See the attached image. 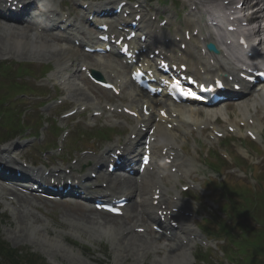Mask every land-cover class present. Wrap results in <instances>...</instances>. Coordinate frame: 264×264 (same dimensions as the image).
Instances as JSON below:
<instances>
[{
	"label": "rangeland",
	"instance_id": "1",
	"mask_svg": "<svg viewBox=\"0 0 264 264\" xmlns=\"http://www.w3.org/2000/svg\"><path fill=\"white\" fill-rule=\"evenodd\" d=\"M78 1L82 0H52L51 3L55 6L61 5L65 11L79 17L81 12L77 10L76 3ZM98 1L102 0H95L93 4ZM193 1L197 4V11L193 12L188 20L185 15L191 13L190 4ZM217 1L221 0H168L167 2L152 0L150 5L145 8L146 10H155L158 7L159 11L169 8L166 16L169 19L171 17L168 16V13L173 16L170 19V30L173 32L180 24L183 25L181 29H185V24L188 21L191 22V25L195 22L201 27L200 21H196L197 17L207 16L211 7L209 5H215L218 3ZM236 1L233 0V2ZM258 5H260L257 6L260 12L255 18L256 22L253 25L245 26L242 31L248 33L252 38L259 37L262 40L260 45L254 46L258 53L255 58L261 59L264 58V4ZM184 10L186 13L184 17L176 19V15L179 16ZM248 12L249 9L239 16L244 19ZM0 22L3 23V20L0 19ZM5 27L0 25V62L12 64L11 79L16 81H20V77L16 79L19 74L18 64H24L28 68V73L20 71L23 74L21 81L24 82L27 91L18 96V100L13 99L15 103L9 106V109L15 112L12 117L14 123L11 126L18 125L19 127L21 119L27 131L19 134L20 138L0 144V151H12L18 144L19 146L16 148L18 151L15 155L13 154V157L18 160L26 159L37 167L46 165L68 167V163L75 165L73 164L74 160H78L76 162L77 170L84 171L88 169L90 163L94 162L93 158L98 149L100 152L112 149L118 139L129 138L128 126L134 125L133 120L131 121L125 114L111 112L108 107L121 108L122 106L136 105L140 109L144 100L128 81L125 75L126 68L119 60L96 55L66 57L65 51H60V47L67 41L59 36L57 39L55 35H46V33L44 35L57 44L54 46L55 49L51 48L52 45H47L49 48L44 46L37 48L32 44L18 45L14 41H10L11 35H22L23 37L25 35L33 38L30 36V31L35 30V27L24 26L25 32L18 27L19 31L10 29L9 25ZM84 29L88 28L85 26ZM57 34H60L61 37L68 35L60 32ZM83 58L88 62L90 68L101 71L104 77L109 68H111L110 71L117 72L123 89L122 95L113 96L110 92L104 91L88 81L85 73L80 71ZM43 69H49L51 72L43 75ZM65 74H69L67 77L71 76V78L69 80L67 77L63 78ZM0 81L7 84L9 80H5L0 75ZM251 98L252 95H247L242 101L246 105L249 104ZM237 103L239 101L224 103L208 109L182 107L179 110V115H185L188 111L186 114L189 115L191 112L189 115L191 116L195 111V116L201 120L198 123H204V120L208 122L207 125H211L210 129L207 132H200L189 130L187 126L183 125L182 131H172L179 143L176 146H180L182 153L191 160L192 171L187 175V178L199 186V190L194 189L197 191L183 195V200L191 203V210L196 212L199 219H203V221L196 219L195 223L201 225L206 236L197 226L195 229L202 234L203 238L211 240L208 246L195 242L193 246L186 247L185 259L175 262L174 258H167L169 253L165 251V246L169 241V249L172 246L176 247L174 245L176 241H172L164 235L155 234L152 226L147 227L148 233L144 235L137 232L135 228L134 231L140 237L136 240L122 241V234L125 235V228L128 227L125 225L126 215L113 217L100 213L92 206L83 204L81 200L76 199H46L39 195H28L27 198L30 201L18 198L20 202L17 200L13 202L9 198H13L14 195L12 197L5 195L2 188L6 186L1 185V182L0 238L15 249H22L37 255L46 264H204L200 262L202 259L207 264H264V143L250 145L249 140H239L232 133H228L226 138H231L234 142L230 143L228 140L227 146L224 145L225 142H222V139H213L218 137L214 130L227 132L229 124L239 125L240 120H243V114ZM83 104L88 106L84 112L81 109ZM252 107L249 108L254 111ZM76 108L80 114L64 118V114ZM94 111L103 112V114L101 117H95L93 116ZM261 115L263 116V112L259 111L257 116ZM187 122L189 124V120ZM1 124L2 121H0ZM2 125L5 127L3 131L6 133L7 126ZM189 126L191 125L189 124ZM95 128H104L107 132L105 138L97 136L99 135L98 131H92ZM21 129L24 131L23 127ZM64 131L69 132L66 137L63 136ZM237 131H239L238 127ZM174 136L172 135V138L176 141ZM11 138L8 136L7 140ZM60 139H63L62 152H60L59 146ZM213 148H217L224 155H230V158L222 162V158L213 153L215 150ZM236 148L239 152L244 153L242 156L239 155L241 158H239ZM83 151H91L92 154H83ZM218 161H221L223 166L220 167L216 164ZM253 161H261V164L255 165ZM219 167L223 174L221 179L225 178L222 181L218 180V174L212 170V168ZM230 169L235 172H230ZM242 174L243 177H240ZM179 181L181 184L186 183L182 178ZM101 182V179H98L93 184L101 185ZM220 183H223V187L229 188L228 191L232 190L233 195L237 194L238 196L241 193L240 198L243 201L233 208V212L235 214L244 212L243 215L252 217L255 225L251 222L247 224L246 220L242 222V220H234L235 218L231 217L234 214L231 215L230 207L224 205L228 197L223 193ZM166 186L169 190L171 189V194L180 191V186L178 187L177 184L167 182ZM229 203L235 204L231 201ZM134 204H138V197L132 199L128 206V212L136 209ZM219 205L220 208L222 207V211L226 207L228 214L226 211L219 212ZM88 207H91L92 213L87 210ZM129 215L131 214L128 213ZM239 221L241 223L238 224ZM235 222H237L240 231L234 225ZM244 222L254 230L249 229ZM219 223H226L233 229L230 235L232 237H234L233 234L237 236L240 233L239 237H234L236 240L231 245H229L231 238H227L223 232L218 233L220 231ZM132 224L140 225L141 223L133 221ZM212 233L213 235H211ZM248 233L251 234L248 236ZM141 237L147 243L138 241ZM152 241L154 243H151ZM177 242L178 245L181 244L179 240ZM156 246H159L160 249H155ZM214 246L216 247L214 248ZM222 248L226 255L228 253L227 258L236 260V262H229L226 255L223 257ZM145 251H147V255H144Z\"/></svg>",
	"mask_w": 264,
	"mask_h": 264
},
{
	"label": "bare ground",
	"instance_id": "2",
	"mask_svg": "<svg viewBox=\"0 0 264 264\" xmlns=\"http://www.w3.org/2000/svg\"><path fill=\"white\" fill-rule=\"evenodd\" d=\"M6 1H8V0H6ZM6 1L0 0V6H1V4L6 5ZM26 1L27 0H19V2L23 3L24 5H26V3H27ZM243 1H244V4H246V6L248 8L250 7L253 9L257 6V4H256L257 0H243ZM239 2L240 1H237L235 4H238ZM0 12L9 14L10 17L7 18L9 20H20V18H21L19 15H13L5 7H0ZM259 12L260 11L258 9H255V10H253V12H251L249 14V19L251 20L250 22L255 20L254 17H257ZM18 14H20V13H18ZM0 17H2V16H0ZM49 23L50 22H47L46 25H49ZM2 24L3 23H0L1 26L6 25V24H4V25H2ZM35 24L36 23H34V25ZM148 24L150 26H154L153 23L149 22ZM64 27H66V26H64ZM13 29L19 31V29H17V28L16 29L13 28ZM20 29L23 32L25 31L22 28H20ZM45 30H47V28H44L43 31H45ZM30 33H31L30 36L33 38L26 37L25 35H24V37L22 35H17V36L11 35V37L9 39H10V41H14V43H16L18 45L32 44L33 47H37V48H40L42 46H44L46 48V47L52 45L51 48L55 49L54 46H57V44L52 42V40L48 36L41 34L40 31H38V28L36 29V31H31ZM73 37L75 39L77 38L75 34L73 35ZM74 38H73V40H74ZM151 38H152L151 36H148V39H151ZM209 40H214V38L205 37L202 42L205 43ZM151 42L155 47H157L158 45L161 44V48H162L161 51L164 50L165 44H163L161 42H156L153 39H151ZM183 42L186 43V49L182 51L183 56L181 57V60L187 61L189 67L191 68V69L190 68L189 69L194 70V73H197V71L193 67L196 64H198L200 67H204L206 69V73L201 74L203 77H207V78H209V77H224L225 79L228 80V78L230 76H233L234 79H237V77H238L237 69L232 67L228 63L227 59L222 54L218 57L213 56L214 62H211L209 58L200 57V56L198 58V61H196V62L193 60L189 61L188 58H192L194 56L193 54L195 52V48H194L191 41H182V43ZM170 48H172V47H170ZM60 49H61L60 51H62L63 49L64 50L66 49V51H65L66 57H72V56H76V55H83L84 57L88 56L81 50L80 47H77L76 44H74V43L70 44V42H68V43L66 42V47H60ZM178 51H181V50L179 49ZM108 55L110 56L111 54H108ZM80 65L81 66L87 65L85 58H83L82 63ZM250 93L252 94V99L250 100L249 104L245 105V103L243 101H240L239 103H237V106H239L238 108L241 110L244 117H247V118H249L250 117L249 115L251 114L249 107L253 106V108L255 109L256 106H260L261 108H264V84L257 87L253 91V93L249 91V94ZM233 95L239 96V95H241V93H235ZM159 101H163V100L162 99H158V100L156 99L155 101L150 100V99L146 100V104L152 110L159 108V113L156 116L157 118L160 119V121L158 123L154 119L155 117H153V118H151V116L147 117V116L143 115L142 113L139 115V118L144 120V123H149L150 126H153V125L156 126V129L154 131V134H152V136L153 137L155 136L157 138V140L154 143H152L151 146L154 148V152L156 150H157V152H159V156L161 158L160 159L161 162L154 159V161H157V163H158V165L156 166L157 171L156 172L147 171V172L143 173L142 175H139L140 180L134 179L133 177H130V176H126V178H122L125 176H121L118 174H114V175L111 174L110 175L107 173V170H105L104 172L101 173V177L103 176L104 179H107L109 181V188L113 192H119L120 193V194H116V195H120V197L128 196L130 198H131V196L136 195V197H139V199H140L137 205H135V204L133 205V206H136L135 207L136 209L130 210L131 215L129 217H132V218L127 217V219H126L125 225H127L128 227L125 228L126 231L124 229V231L126 233H125V235H124V233L122 234V241H128L131 239L136 240V238L140 237V235L138 233L133 231V228H140V227L146 228V226H149L151 223H154L157 220V211L158 210H166L168 215H169V213H171L170 215H171L172 219L184 220L186 218L185 214H181V213L183 210L186 209V207L188 208V206H186V204L184 205L181 202H179V200L176 199L174 196L169 195L168 189L165 185L167 182L166 181L163 182L157 177V175L159 173H167L168 174L167 176H169L168 177L169 179H173L174 177H177V176L173 175L172 173H170V171L169 172L167 171V169L169 168V165H164L162 163V160L164 158H166L165 155H167V154L170 155V154L174 153V155H176L175 156V163H176V158L178 156V153L176 150L177 142L172 138L170 131L161 123L162 119L164 117L160 115V110L165 109V108H163L165 105L160 106L158 103ZM181 108L179 107V108H175L172 110L169 109L168 112H169L170 116L168 115V117H173L174 116L173 112H175L177 114V117L175 116L176 119L172 118V121H177L178 123L184 124V125H187L185 122L182 121L185 118L190 119L191 121L196 122V123L200 122V119L195 116V111H194V113H192L193 115H191V116H189L191 112H189V115H187L188 111H186L187 114L185 113V115H179V110H181ZM141 109H142V106H141ZM165 111H167V110H165ZM134 131L135 132H133V133H135L137 135V137L140 138L141 134H142L140 132L141 130L134 129ZM129 143H126V144L120 143V146H124L126 149H129L128 148V146L130 145ZM158 144H160V147H161L160 149L156 147ZM164 150H165V152H163ZM17 151H18V149H16V148H14L12 151H10V150L0 151V157H3V158H0V162L5 164L4 169L7 168L8 162L6 161V159H9V160L11 159L12 161H14L13 160V158H14L13 154L15 155ZM164 153H165V155H164ZM94 159L98 161L97 163H99L103 159V157L101 155H97L96 157H94ZM177 165H178V163L176 164V166ZM171 167H173V166H171ZM177 167H178V172L187 171V169H189V168H187V169L185 168L186 166H185L184 161L181 164H179V166H177ZM40 170H42V169H40ZM46 170L47 169L42 170V172H45ZM158 171H160V172H158ZM54 173L55 172H53V175L51 176V178L55 177ZM22 179H24V178H22ZM6 189H9V190H6ZM157 189H161L160 190V196L161 197H160L159 204L154 205L153 196H154L155 191ZM2 190L4 191L5 195H8V196L14 195L13 197H14L15 201L17 200L18 202H20V200H19L20 198L24 199V201L25 200L30 201L27 198L28 195H26V194L19 195L13 188L4 187V188H2ZM163 205H165L166 207L163 208L162 207ZM176 207H179V211L177 213L174 212V208H176ZM87 210L92 213V210L90 208H88ZM138 210H140V213L138 212ZM185 211H188V209H186ZM19 216H21V215H19ZM26 221H27V219H26ZM133 221H136V223H141V225L137 226V224L136 225L132 224ZM35 223H37V222H35ZM177 230L172 229V232H173V234H175V237L179 236L178 232L181 233L182 236L187 234L188 239H190V236L195 234V231L190 226L184 224L183 221H181V225H179V228ZM183 238H186V236H183ZM138 241H142V243H147L145 240L142 239V237L139 238ZM151 243H154V242L152 241ZM174 245H176V247L172 246L170 249L168 248V246H165L166 247L165 251L167 253H169L167 258L172 257V258H174L175 262L185 259L186 254H187L186 246L183 244L178 245V242H175ZM155 249L158 250L160 248H159V246L158 247L156 246ZM144 255H147V251L144 252Z\"/></svg>",
	"mask_w": 264,
	"mask_h": 264
},
{
	"label": "trees",
	"instance_id": "3",
	"mask_svg": "<svg viewBox=\"0 0 264 264\" xmlns=\"http://www.w3.org/2000/svg\"><path fill=\"white\" fill-rule=\"evenodd\" d=\"M16 86H19L16 84ZM19 92V91H18ZM8 99H3V102L7 101ZM2 115V111H0V116ZM14 132V131H13ZM4 264H46L42 259H40L37 255L22 250H16L10 248L4 241L0 239V260L1 263Z\"/></svg>",
	"mask_w": 264,
	"mask_h": 264
},
{
	"label": "water",
	"instance_id": "4",
	"mask_svg": "<svg viewBox=\"0 0 264 264\" xmlns=\"http://www.w3.org/2000/svg\"><path fill=\"white\" fill-rule=\"evenodd\" d=\"M209 47L212 48L213 50H215L214 46H211V45H210Z\"/></svg>",
	"mask_w": 264,
	"mask_h": 264
},
{
	"label": "snow or ice",
	"instance_id": "5",
	"mask_svg": "<svg viewBox=\"0 0 264 264\" xmlns=\"http://www.w3.org/2000/svg\"><path fill=\"white\" fill-rule=\"evenodd\" d=\"M190 94L194 95V93H190Z\"/></svg>",
	"mask_w": 264,
	"mask_h": 264
}]
</instances>
